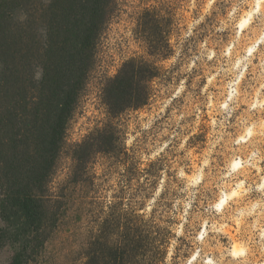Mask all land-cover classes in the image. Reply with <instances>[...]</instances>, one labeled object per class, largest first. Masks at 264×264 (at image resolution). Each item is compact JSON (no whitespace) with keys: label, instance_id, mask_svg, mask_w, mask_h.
<instances>
[{"label":"rangeland","instance_id":"rangeland-1","mask_svg":"<svg viewBox=\"0 0 264 264\" xmlns=\"http://www.w3.org/2000/svg\"><path fill=\"white\" fill-rule=\"evenodd\" d=\"M151 8L160 11L161 36L170 38L174 53L157 61L161 76L149 104L119 121L120 143L135 165L156 162L160 169L140 213H150L170 187L166 215L177 238L166 264H262L264 0H118L68 125L54 186L66 185L73 147L105 121L106 82L132 58L154 60L143 28ZM172 20L178 29L169 32ZM95 163L96 185L76 187L78 211L31 264H87L88 253L97 250L103 219L128 178L122 165L111 169L106 156ZM133 177L134 183L145 180ZM11 256V248H1L0 264Z\"/></svg>","mask_w":264,"mask_h":264},{"label":"trees","instance_id":"trees-1","mask_svg":"<svg viewBox=\"0 0 264 264\" xmlns=\"http://www.w3.org/2000/svg\"><path fill=\"white\" fill-rule=\"evenodd\" d=\"M117 2L0 0V249H12L9 264H31L42 256L78 211L76 187L96 185L93 166L99 156L112 160L111 169L122 165L128 179L109 206L87 264H166L177 238L175 222L166 215L170 187L150 213H140L157 188L156 162L138 168L120 143L121 117L149 104L153 82L161 76L157 61L174 53L170 38L161 36L163 18L155 8L146 10L143 23L154 60L132 58L106 82L101 96L106 119L73 147L66 185L54 186L68 125ZM169 28L178 29L175 20ZM135 174L144 176V182L134 183Z\"/></svg>","mask_w":264,"mask_h":264},{"label":"bare ground","instance_id":"bare-ground-1","mask_svg":"<svg viewBox=\"0 0 264 264\" xmlns=\"http://www.w3.org/2000/svg\"><path fill=\"white\" fill-rule=\"evenodd\" d=\"M223 204H224V202L221 201V205H223ZM262 264H264V263H262Z\"/></svg>","mask_w":264,"mask_h":264}]
</instances>
